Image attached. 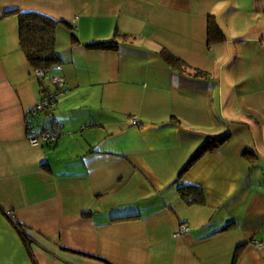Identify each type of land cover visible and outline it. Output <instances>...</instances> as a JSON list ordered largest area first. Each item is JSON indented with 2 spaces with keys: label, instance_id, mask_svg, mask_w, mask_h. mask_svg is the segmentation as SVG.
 <instances>
[{
  "label": "crops",
  "instance_id": "obj_1",
  "mask_svg": "<svg viewBox=\"0 0 264 264\" xmlns=\"http://www.w3.org/2000/svg\"><path fill=\"white\" fill-rule=\"evenodd\" d=\"M20 12L57 21L60 85L35 77ZM209 16L225 36L211 51L225 60L220 72L234 58L238 90L226 82L222 121L202 114V132L185 141L178 114L205 111L214 78L176 72L159 52H195ZM109 39L116 49L85 47ZM58 89L52 112L30 113ZM52 116L57 141L31 146L27 122L40 132ZM223 132L230 139L179 176L200 143ZM247 140L254 151L244 155ZM259 162L264 0H0V264H264ZM191 185L201 202L189 203L195 192L182 198ZM180 224L188 230L175 235Z\"/></svg>",
  "mask_w": 264,
  "mask_h": 264
},
{
  "label": "trees",
  "instance_id": "obj_2",
  "mask_svg": "<svg viewBox=\"0 0 264 264\" xmlns=\"http://www.w3.org/2000/svg\"><path fill=\"white\" fill-rule=\"evenodd\" d=\"M17 17L19 45L31 68L33 70H55L56 66L60 63V57L54 49L55 27L57 21L35 12H20L17 14ZM64 23L70 26L67 22ZM72 36L73 39H76L74 34H72ZM224 39L225 36L223 32L213 20V17L209 16L207 20V45L221 42ZM117 46L118 41L116 39L95 41L85 45L87 48L100 50H114ZM159 54L161 58L176 72H186L188 66L179 57L175 56L167 49H162ZM188 74H192L194 77H203L207 75L199 69H194V71ZM229 139L230 135L228 133L206 138L183 166L179 172V176L183 175L203 154L216 149L220 145L226 143ZM248 152L249 150H245L244 155ZM179 192L182 198L187 197L190 192L197 193L195 196H192L189 203L201 202L200 200L203 198V191L201 187L197 185L180 187Z\"/></svg>",
  "mask_w": 264,
  "mask_h": 264
},
{
  "label": "rangeland",
  "instance_id": "obj_3",
  "mask_svg": "<svg viewBox=\"0 0 264 264\" xmlns=\"http://www.w3.org/2000/svg\"><path fill=\"white\" fill-rule=\"evenodd\" d=\"M198 39L199 38H196V41H197L196 51L191 53V54L185 53L184 54L185 58H180V59L181 60L183 59V61L184 60L188 61L187 62L188 67L186 68V72L191 73L192 71H194V69H199L202 72L207 73L206 76L195 77V78H197V80H199V82H204V80H205L204 78H206V77H209V79L206 78V79H208L206 81H209L210 75H212L214 80H212V81L210 80L212 92L211 91L209 92V97H210L209 98V106H208V108H206L205 111H203V112L202 111H195L191 114V111H193L194 109H191V111H190V110L185 108V109H181V112L178 114V119L180 120V125L182 127V129H180V135L183 136V138H184L183 140H185V141H188L187 137H190L191 141L192 140L195 141L194 140L195 138L193 135L188 136V134H190L189 131L193 130L194 132L195 131L196 132H202V129H200L201 123L200 122H198L197 124L195 123L196 121H200L202 119V114L205 115V117H207L208 122L212 118L222 121L221 117H222V113L224 110H223V104H221V100L227 99V97H223L224 96L223 94L225 91V85L224 84L226 82H233L235 84L234 87L236 86L235 89L238 90V86L236 85L238 83L237 82L238 77H237L236 73H235V75H233L232 65H231L234 58L232 57L230 59V61H228L230 67L228 69L224 68L223 72H222V70L220 72L219 69L222 68L223 66L225 67V65H226V63H225V65H223V62L225 60H223L222 57L220 56L221 52L219 54L214 53L213 51H211V48L213 46L212 44L207 45L206 39L203 40V42L199 41ZM218 56H220V58H218ZM215 57H216V59H215ZM223 57H224V55H223ZM230 62H231V64H230ZM55 75H56L55 71L54 72L51 71V73L49 74V76H51V77H44L42 79L45 80V82H48V84H49V81H50V84H52L51 80H52L53 76H55ZM190 76L194 77V75H192V74ZM230 76H231V78L229 79ZM234 87H232V88H234ZM234 96H236V91H235ZM197 108H198L197 110H199L200 106ZM206 112H209L210 115H206ZM190 120H192L193 122H191ZM215 122H217V121H215ZM184 129H187L188 131H184ZM224 132L221 133V135L225 134ZM204 141L205 140H203V142ZM246 142H247V146L246 145L245 146L247 148H245V150H249L248 153H250V151H254V149L252 148L253 144L249 143V140H247ZM202 143H200V145ZM248 153H246V154H248ZM257 165L258 166L255 167L256 169L253 172L254 177H255V174L258 176L259 172L261 171L260 169H264V166L262 165V163L259 162Z\"/></svg>",
  "mask_w": 264,
  "mask_h": 264
},
{
  "label": "built area",
  "instance_id": "obj_4",
  "mask_svg": "<svg viewBox=\"0 0 264 264\" xmlns=\"http://www.w3.org/2000/svg\"><path fill=\"white\" fill-rule=\"evenodd\" d=\"M50 70H42V69H34V75L38 79H42L44 77H51L49 74ZM53 82L57 85H60L61 80L57 77L52 78ZM64 93L63 89L53 90V91H44L41 94L39 101L33 106L30 113L36 114L38 112H52L55 108L57 99ZM129 122L133 125H138V121L135 117L129 119ZM61 128V124L56 120L54 116H52L51 122L48 127L40 132H34L32 127L27 123L26 125V138L28 143L33 147H41L43 145H53L58 137L59 130ZM9 217H13V212H7ZM188 230V226L186 224H180L175 235H179Z\"/></svg>",
  "mask_w": 264,
  "mask_h": 264
}]
</instances>
